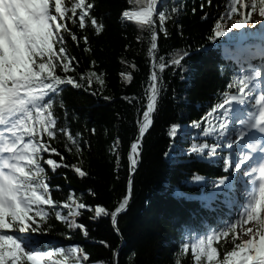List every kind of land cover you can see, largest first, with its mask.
Segmentation results:
<instances>
[{
	"label": "snow or ice",
	"instance_id": "6c2138e0",
	"mask_svg": "<svg viewBox=\"0 0 264 264\" xmlns=\"http://www.w3.org/2000/svg\"><path fill=\"white\" fill-rule=\"evenodd\" d=\"M132 4L135 10H124L122 20L137 22L147 34L150 70L142 96L122 97L139 101L137 135L128 153L127 192L109 211L103 205L84 202V194L77 196L75 190L61 203L54 192L62 188L49 177L50 172L55 175L69 169L81 179L89 176L82 164L85 148L91 151V141L73 131L64 93L72 88L100 96L96 86L106 87V73L97 70V61L92 59L85 71L73 54V48L93 51L89 29L96 36L106 30L103 19L94 14L98 5L95 0H0V264H92L82 245L54 246L44 239L56 222L68 230H83L87 237L89 230L79 219L88 211L94 213L93 220L110 218L120 232L118 217L129 206L143 139L154 123L165 89L163 73L168 68L182 70V62L191 54L185 48L158 55L161 34L164 39L170 37L167 23L176 24L181 7H161L162 0H132ZM206 6L210 10L200 19L213 21L208 41L257 26L264 34V0H217L215 11L211 10L213 0H200L202 12ZM138 39L143 42L144 37ZM257 56L262 58L260 63H253ZM223 71L221 66L222 75ZM229 71L217 102L191 121L192 128L201 129L198 135L205 142L197 143L194 138L186 149L193 157L222 166L225 174L207 179V184L225 196L231 194L226 201L229 211L215 226L182 235L172 255L173 264H182L187 255L192 264H264V49H249ZM120 76L129 84L133 81L131 72ZM179 127L172 124L169 136L175 137ZM96 131L90 129L92 134ZM208 138H214L211 144ZM61 144L63 148L58 147ZM120 147L117 136L108 148L116 156L117 171ZM65 152L79 156V163L69 164ZM191 180L206 178L193 174ZM88 191L96 196L92 189ZM95 264L111 262L97 260Z\"/></svg>",
	"mask_w": 264,
	"mask_h": 264
},
{
	"label": "trees",
	"instance_id": "16d2710c",
	"mask_svg": "<svg viewBox=\"0 0 264 264\" xmlns=\"http://www.w3.org/2000/svg\"><path fill=\"white\" fill-rule=\"evenodd\" d=\"M95 3L98 6L94 14L103 19L106 30L96 36L89 29L93 51L89 54L80 48H73V54L85 65V71L90 61L95 59L99 66L97 70L106 73V87L101 89L96 86L102 92L100 96L72 88L64 93L73 131L82 132L85 139L91 141V151L85 148L82 164L89 176L81 179L70 169L50 176L53 177L52 183L62 188L54 196L61 203L75 190L77 196L84 194V202L89 205H103L112 211L127 192L128 153L137 135L139 101L129 102L122 97L143 95L150 59L147 34L141 31L138 23L122 20L124 10H135L132 0H95ZM216 3L217 0H213L212 11L216 10ZM165 5L169 9L175 5L182 10L175 17V25L172 21L167 23L170 37L164 39L161 34L158 55L174 54L175 50L185 48L191 54L182 62V70L168 68L163 73L165 89L153 118L154 123L143 139L141 162L132 177L131 203L118 218L120 234L115 231L110 218L93 220L94 213L88 211L79 219L89 230L87 237L83 230H68L60 222H56L54 231L44 237L45 240L82 245L90 254L92 264L97 260L110 261L111 264H173L175 249L171 247L170 237L174 230L169 219L191 215L185 203L196 200L200 183L192 182L193 174L216 178V166L186 152L194 138L197 143L205 142V138L198 135L200 132L189 131L193 129L191 121L198 120L211 104L217 102V93L223 89L226 80L210 59V52L204 50L213 42L207 40L213 21H202L200 17L210 7L206 6L202 12L200 0H162L161 7ZM192 8L196 9L195 13ZM139 37H144L143 42ZM131 63L137 67L131 68ZM121 72H131L132 83L122 79ZM172 124L180 126L175 137L169 136ZM92 128L97 130L95 134L90 132ZM117 136L121 141L119 171L116 156L108 152ZM207 143H212L210 138ZM58 147L63 148V145ZM166 152L168 156H165ZM65 157L69 164L79 163L81 159L67 152ZM65 172L67 179L64 178ZM89 189L95 191L96 196H92ZM69 235L71 239H68ZM164 237L168 245H165ZM102 242H107L110 247ZM117 251L118 256H115ZM182 264H192L190 255L183 258Z\"/></svg>",
	"mask_w": 264,
	"mask_h": 264
},
{
	"label": "bare ground",
	"instance_id": "6f19581e",
	"mask_svg": "<svg viewBox=\"0 0 264 264\" xmlns=\"http://www.w3.org/2000/svg\"><path fill=\"white\" fill-rule=\"evenodd\" d=\"M170 201H172V200H170ZM172 202L176 204V202H174V201H172ZM169 222H171L172 228L174 230V232H173L174 234L171 235V237L173 238V241L171 243H173L174 240H176V237H175L176 233H180L179 230H180V227L182 224H181V220L179 218L177 220H175L173 217L171 218V220ZM163 240H164L165 245H168V240L165 237L163 238Z\"/></svg>",
	"mask_w": 264,
	"mask_h": 264
},
{
	"label": "rangeland",
	"instance_id": "374dc122",
	"mask_svg": "<svg viewBox=\"0 0 264 264\" xmlns=\"http://www.w3.org/2000/svg\"><path fill=\"white\" fill-rule=\"evenodd\" d=\"M253 31L255 32V34H260L261 33V30H260V27L257 26V28L255 30H245V29H241V30H233V32H245L246 34H253ZM255 50V48H252V47H248L247 50Z\"/></svg>",
	"mask_w": 264,
	"mask_h": 264
}]
</instances>
